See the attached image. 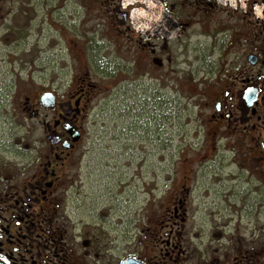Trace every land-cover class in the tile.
I'll use <instances>...</instances> for the list:
<instances>
[{"label": "rangeland", "instance_id": "1", "mask_svg": "<svg viewBox=\"0 0 264 264\" xmlns=\"http://www.w3.org/2000/svg\"><path fill=\"white\" fill-rule=\"evenodd\" d=\"M19 2L0 20V175L15 185L47 161V123L55 113L29 116L41 93L66 99L91 84L79 118L83 139L60 163L65 172L55 193L63 218L102 220L131 241L160 223L179 196L202 230L212 234L233 215L237 223L240 194L249 186L241 166L246 155L234 137L207 125L210 107L194 99L203 79L200 55H189L173 76L135 71L134 55L124 48L131 42L118 34L109 0ZM241 217L249 224V216Z\"/></svg>", "mask_w": 264, "mask_h": 264}, {"label": "flooded vegetation", "instance_id": "2", "mask_svg": "<svg viewBox=\"0 0 264 264\" xmlns=\"http://www.w3.org/2000/svg\"><path fill=\"white\" fill-rule=\"evenodd\" d=\"M109 2L118 34L131 42L124 48L134 55L135 71L157 69L173 76L189 55H200L203 79L194 99L210 107L207 125L234 137L233 145L246 155L241 166L248 171L249 186L240 194L237 223L231 224L233 215L216 224L212 234L202 230L191 223L186 200L179 196L160 223L131 241L123 231L113 234L102 220L71 223L63 218L60 193H55L65 172L60 163L79 149L84 135L79 118L86 110L82 102L94 86L79 88L66 99L53 92L55 103L49 107L41 100L51 92L45 91L37 98L34 117L55 113L47 123V139H52L47 161L15 185L12 177L0 175V264H264V0ZM16 3L21 5L0 0V20ZM176 49L186 56L184 62L174 56ZM75 182L73 178V186ZM240 214L249 216V224H242ZM248 230L256 236L247 235Z\"/></svg>", "mask_w": 264, "mask_h": 264}, {"label": "water", "instance_id": "3", "mask_svg": "<svg viewBox=\"0 0 264 264\" xmlns=\"http://www.w3.org/2000/svg\"><path fill=\"white\" fill-rule=\"evenodd\" d=\"M173 22L175 23L174 19H173ZM41 100L49 107L50 105L55 103V96L53 93L47 92L41 97ZM36 115H37V112H34V111L29 114L30 117H34ZM48 138L51 139V135H49Z\"/></svg>", "mask_w": 264, "mask_h": 264}]
</instances>
